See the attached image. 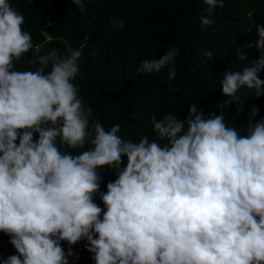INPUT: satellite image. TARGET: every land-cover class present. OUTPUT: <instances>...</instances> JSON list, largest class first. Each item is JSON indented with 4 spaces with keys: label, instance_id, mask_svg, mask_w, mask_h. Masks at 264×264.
Listing matches in <instances>:
<instances>
[{
    "label": "clouds",
    "instance_id": "obj_1",
    "mask_svg": "<svg viewBox=\"0 0 264 264\" xmlns=\"http://www.w3.org/2000/svg\"><path fill=\"white\" fill-rule=\"evenodd\" d=\"M203 2L209 13L224 7V0ZM71 3L86 10L85 0ZM24 22L0 0V232L17 253L0 264H70L69 257L78 259L71 246L82 240L95 264H264V119H255L253 106L242 135L223 110L239 101L242 87L264 95V56L223 74L229 99L219 115L190 104L183 121L171 113L152 117L157 139L125 140L119 123L106 129L92 119L79 95L82 48L39 55L30 62L39 64L35 70H16L22 56L39 52ZM200 22L213 24L209 16ZM111 25L122 29L124 21ZM256 33L264 49V24ZM177 55L172 47L145 59L137 74L167 67L172 81ZM169 91L177 89L169 84ZM106 167L116 179L101 192Z\"/></svg>",
    "mask_w": 264,
    "mask_h": 264
},
{
    "label": "trees",
    "instance_id": "obj_2",
    "mask_svg": "<svg viewBox=\"0 0 264 264\" xmlns=\"http://www.w3.org/2000/svg\"><path fill=\"white\" fill-rule=\"evenodd\" d=\"M9 2L24 16L22 27L39 49L15 62L16 70H35L39 64L30 62L39 55L57 51L69 56L71 50L82 48L75 79L79 95L86 107L93 108L92 119L106 129L119 123V135L125 140L137 141L144 135L149 142L157 139L152 117L159 120L171 113L183 121L190 104L206 115H219L220 105L229 99L221 89L223 74L240 71L264 56V49L256 47V25L264 24V0H224V7L211 13L203 0H85L83 12L71 0ZM201 16H209L212 26L202 28ZM113 20L124 21L123 28H113ZM172 47L178 49L175 79L168 81L167 67L158 74H137L142 61L158 60ZM207 51L213 53L211 60L204 56ZM240 55L246 59L240 60ZM259 77L264 80V70ZM169 84L177 91H169ZM236 95L239 101L223 109L225 122L243 135L253 106L257 108L255 119H264V95L258 97L246 87ZM83 150L69 149L74 154ZM122 159L124 167L127 158ZM99 171L103 176L100 191L106 192L107 182L116 179V174L107 167ZM94 202L104 207L98 193ZM86 243L82 240L71 246L78 259L69 257L70 264H95ZM61 245L67 252V242ZM12 254H17L15 248L0 232V257Z\"/></svg>",
    "mask_w": 264,
    "mask_h": 264
}]
</instances>
